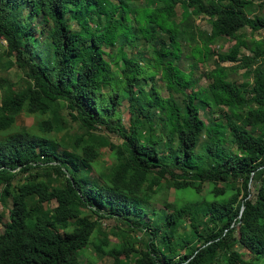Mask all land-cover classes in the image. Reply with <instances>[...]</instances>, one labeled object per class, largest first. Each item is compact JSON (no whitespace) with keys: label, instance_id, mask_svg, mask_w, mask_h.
Wrapping results in <instances>:
<instances>
[{"label":"trees","instance_id":"16d2710c","mask_svg":"<svg viewBox=\"0 0 264 264\" xmlns=\"http://www.w3.org/2000/svg\"><path fill=\"white\" fill-rule=\"evenodd\" d=\"M262 11L264 0H0V40L25 74L0 73V264H85L88 246L112 264H264V37L243 33L264 30ZM224 39L235 48L193 90L185 46L204 62ZM164 188L172 202L156 199ZM109 219L119 246L101 231Z\"/></svg>","mask_w":264,"mask_h":264},{"label":"rangeland","instance_id":"374dc122","mask_svg":"<svg viewBox=\"0 0 264 264\" xmlns=\"http://www.w3.org/2000/svg\"><path fill=\"white\" fill-rule=\"evenodd\" d=\"M139 5H144L142 2H138ZM145 6V5H144ZM177 20L179 19V15L181 16L182 9L180 5H177L174 9ZM262 11L261 13H263ZM255 12L254 14H257ZM131 17V16H130ZM129 17V22H132V24L135 25V22ZM98 22H102L101 19L99 18ZM190 22V21H189ZM194 23L196 26L200 27L201 30H207L209 31V26L207 24L206 18L204 16H194ZM96 25V23H95ZM94 25V26H95ZM71 28H77L75 25H71ZM34 35L38 32V28H35ZM243 33L246 35V38L250 40V38H255V39H260L264 37V30H260L255 33H250V30L248 28L243 30ZM191 46L188 45L185 46L183 50V56L180 60L181 66L185 69L187 74L190 77V84L193 90H204V88L207 87L209 84L210 80L206 78V74H208L212 69L216 67V63L214 61L216 60L215 53L216 52H232L233 49L235 48V41L224 39L219 41L218 43H214L211 45V50L214 52V56L210 57L207 61L204 62H198L196 59H193L191 55ZM7 49V42L5 40H0V58L4 63H10L9 68L1 71L0 73L5 76L6 78H10L13 82L19 81L20 78H23L24 74V69L23 65L17 60H15V54L11 50H6ZM239 56H242L243 54H250L249 51L246 50V48H241L238 52ZM188 62H193L194 65H188ZM235 65L234 63H220V66H226L231 67ZM113 68H116V65L112 66ZM230 73V72H229ZM244 73V69H239L237 70V73H230L231 74V79L236 81L238 84H240L244 79L242 78V74ZM159 75L156 76L158 78ZM148 88V86H147ZM162 96L166 97V93L163 92ZM126 98V96L124 97ZM200 115L201 118L207 122L209 121L214 113L212 114L211 108L210 107H204L201 108L200 110ZM61 116L63 117L64 121L70 126V129L73 131L79 132V127L75 122H72L70 118L67 115V111L63 110L61 111ZM128 118L129 115L127 111L122 108V124L124 126L128 125ZM33 118L32 117H23L21 118V125L20 127L26 129L31 126L33 123ZM101 134H103L108 140L114 142V143H120L122 140L115 134L109 133L107 131H99ZM103 152L107 153V150H103ZM234 152L236 150L234 149ZM108 159L107 156L104 157V160L106 161ZM19 178H17L14 183L17 184L22 182V175L19 174ZM204 186V185H203ZM258 184H252L250 187V195L251 199H254V196L256 194V188ZM1 185H0V190H1ZM241 198V196L239 197ZM156 199L163 201V199L167 200L168 202H172L174 200V189H166L164 188L162 191L156 195ZM51 206H55V203L52 202ZM116 222L113 221L112 219L109 220H102L101 222V231L104 233H107L110 235V241L115 245L119 246L121 243V240L118 237H114L111 234L114 231H117L116 227ZM9 226V219H8V209H4V221L2 225H0V232L2 233L5 228H8ZM235 238L237 237V233L235 232L234 234ZM233 248L237 251H241L246 258L249 257L248 253L244 251L240 245L237 243L233 245ZM82 260H84L85 264H112V259L107 256H103L102 254L98 253L92 246H88L85 252V256H83ZM196 259H193L192 262L195 263Z\"/></svg>","mask_w":264,"mask_h":264}]
</instances>
